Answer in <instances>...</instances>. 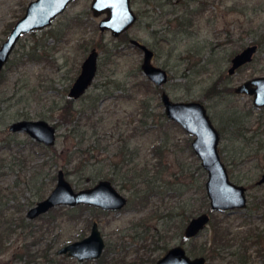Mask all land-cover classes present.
Instances as JSON below:
<instances>
[{
  "label": "rangeland",
  "instance_id": "rangeland-1",
  "mask_svg": "<svg viewBox=\"0 0 264 264\" xmlns=\"http://www.w3.org/2000/svg\"><path fill=\"white\" fill-rule=\"evenodd\" d=\"M29 1L0 0V45ZM90 3L73 0L47 27L22 34L0 73V264H112L115 259L137 264L140 257L157 259L180 243L188 221L182 222L183 207L191 212L189 219L207 211V173L192 150L193 136L159 114L164 111L160 90L149 79L150 87L135 85L147 79L140 67L142 51L100 30L104 14L94 15ZM131 5L138 17L126 31L156 50L152 61L169 71L162 89L170 98L201 101L218 128L229 112L237 111L241 119L246 113V135L257 129L264 143V108H256L251 95L222 92L264 74V0H131ZM183 14H192L193 22L178 31L176 17ZM253 43L257 50L252 60L230 75L231 58ZM92 47L99 51L96 74L86 92L72 100L76 109L89 108L91 119L60 122L56 152L25 131L8 130L21 118L56 122ZM143 98L149 108L141 121ZM91 101H97L94 108ZM72 132L80 136L79 143ZM233 136L225 128L219 146L231 179L246 186L247 203L231 212L215 211L213 221L227 225L232 249L244 256L224 252L204 264H264V183H256L264 172V144L255 150L256 137L247 145ZM122 143L128 145L126 158L119 153ZM134 166L147 167V177L154 174L157 192L145 205L137 204L135 188L126 180L127 169ZM59 168L75 190L110 179L128 202L117 210L59 205L29 218L28 209L55 186ZM145 187L144 182L137 184L140 192ZM93 220L105 243L99 257L78 260L58 252L89 234ZM157 229L162 237L153 235ZM213 234L209 222L195 243L211 251ZM184 245L188 250L189 243ZM18 256L20 261H14Z\"/></svg>",
  "mask_w": 264,
  "mask_h": 264
},
{
  "label": "water",
  "instance_id": "water-1",
  "mask_svg": "<svg viewBox=\"0 0 264 264\" xmlns=\"http://www.w3.org/2000/svg\"><path fill=\"white\" fill-rule=\"evenodd\" d=\"M73 0H30L24 13L14 22L7 37L0 45V72L24 33L47 27L52 20ZM90 8L94 15L104 14L98 22L100 30H109L117 37L128 30L137 20L131 0H91ZM133 46L142 51L140 67L145 76L155 85H163L168 80V70L154 64V51L145 42L129 38ZM257 50V44H249L231 58L227 71L229 74L249 63ZM98 66V50L92 47L83 59L80 70L69 87L68 95L74 99L83 95L91 85ZM236 93L253 96L256 107L264 105V74L248 78L234 87ZM165 115L179 123L188 134L193 136L191 147L198 156L201 166L207 173L205 181L206 195L213 211H233L245 207L247 203L246 186L233 181L224 161L221 159L218 144L220 134L212 122L208 111L199 100H173L165 90L160 92ZM10 131H25L37 142L52 145L56 138V126L43 118H21L8 125ZM264 183V172L256 181ZM89 204L102 209H119L127 203L123 195L107 178L99 179L95 184L75 190L60 168L57 172L55 186L41 200L30 207L26 213L29 218L48 211L51 207L63 204L74 206ZM210 220V213L202 211L192 216L185 224L183 235L195 237ZM104 240L96 220L92 221L89 234L81 239L71 241L60 248L59 253H66L78 260L97 258L104 248ZM203 255L191 256L185 245L177 243L170 246L162 256L147 264H204Z\"/></svg>",
  "mask_w": 264,
  "mask_h": 264
},
{
  "label": "trees",
  "instance_id": "trees-1",
  "mask_svg": "<svg viewBox=\"0 0 264 264\" xmlns=\"http://www.w3.org/2000/svg\"><path fill=\"white\" fill-rule=\"evenodd\" d=\"M176 20H177L176 21V28L178 29V31L183 30L186 27H189L191 25V23L193 22L192 14H190L188 16H185L184 14L182 16L178 15L176 17ZM129 38H130V35H129L128 31H124L118 36L117 39H118V41H121V39H124L122 41H126V40H129ZM97 47L102 48V46L99 43L97 44ZM102 50H103V48H102ZM155 53H156V50H154V54ZM135 85L140 86V87H142V86L150 87L149 80L143 79V78L140 81L136 82ZM117 87L118 86H116V88ZM222 92L224 94H231V92H232V94H233L234 93L233 86H228V87H226V89L225 88L222 89ZM107 93L108 92L104 93L103 95H105ZM103 95L97 96L96 99H98L100 96H103ZM147 100H148V98L147 99L143 98L142 101L139 102L140 111L142 113V115L140 117L141 121L146 119L144 116H145V114H148L147 110L149 108V105L147 104L148 103ZM95 102H97V101H91V104L92 105L94 104V105L90 108H94ZM89 105H90V103H89ZM60 109H61V111H59L58 119L56 122L53 123L55 126H58L60 124V122L72 124L75 122V120H77L79 122L80 119H84V120H85V118L87 120L89 118L91 119V115L88 113V110H90V109L89 108H83V107H79L76 109L73 105L72 98L69 96L67 97V100L64 101L62 106H60ZM159 114L163 115V116L165 115L163 112H160ZM247 117H248V115L246 113L244 114L243 118L241 119L238 117L237 111H234V112L232 111V113L229 112L227 114V120L224 122L225 125L223 123H221L223 131L225 128H227V131L234 134L233 138L242 139V140H244V142L247 145L249 144V141H252L253 137H256L257 141H258V144H257L258 146L256 145L254 147V149L255 150L262 149L263 148L262 144H264V143H260V137L259 136L261 135V133H260L261 131H257V129H256V130L252 131L251 136L246 135L247 131H249L248 130L249 126L245 123L247 121ZM74 125L79 126L80 124L77 123ZM77 126L76 127L73 126L72 128H70V130H72V131L76 130L78 128ZM221 126H220V128H221ZM133 130H135V129H133ZM76 135H77V137H79V140L75 141V143H79L81 141L80 136L77 133L72 132V137H75ZM127 146L128 145L126 143H122L120 145L119 153L121 154L122 158H126L127 152L129 150V149H127ZM49 147L54 152H56V149H57L56 146L51 145ZM251 148H253V147L251 146ZM222 157L223 156H221V158ZM222 159H224V158H222ZM127 171H129V173H128V177H126V180L129 181L128 186L130 188H133V189L135 188L134 189V196L137 199V204L139 203V205H145L148 202L150 196L153 195L155 192H157L156 191V184L155 183L152 184V182H151V181H153L154 174L147 177L148 176V173H147L148 168L147 167H135L134 166L133 171H131L130 167H129V170L127 169ZM127 171H125V172H127ZM136 179L137 180L140 179V180L137 181ZM140 182L146 183V187L142 192H140L137 188V184ZM134 207H136V204H134ZM207 211L212 214L209 222H210V224H212L213 232H214V234H213L214 246L211 248V251H208L206 249V247L204 246V244L202 245V244L195 243L196 238H194V237L186 238V237H184V235H182L180 238V243L184 244V243L188 242L189 247H188L187 251L193 255H196V254L204 255L205 259L208 257L212 258L213 256H216V255H218L220 253H224V252L229 253L231 255H237L238 254L237 258H241L242 256H244V252H242L240 250L238 251L236 249H232V247H231L232 243L229 242V240L232 237H229V229H228L227 225H225V223H223L222 220L213 221L215 219V213H214L215 211H213L209 205L207 207ZM181 214L183 216L182 222H185L187 219L189 220V216L191 215V212L186 213V209L183 207L181 209ZM172 225H175V227H176V224L172 223ZM181 226H182V224L181 225L179 224L177 226V228L180 230ZM166 229H169V227H166ZM4 231L9 232V229L6 228ZM153 235H157L159 237H162V234L160 233V231L158 229L155 231V233H153ZM6 237L8 238L9 235L7 234ZM1 243H2V241L0 240V244ZM214 250H215V252L211 253ZM20 257L21 256H18L16 259H14V261L19 262ZM155 260L156 259H144L143 257H140L139 263H137V264H145L148 262H153ZM97 261H99V260H97ZM88 262H90V261L88 260ZM88 262H86L85 264H88ZM27 264H29V263H27ZM112 264H134V263L132 261H126L125 259H115V261L112 262Z\"/></svg>",
  "mask_w": 264,
  "mask_h": 264
},
{
  "label": "flooded vegetation",
  "instance_id": "flooded-vegetation-1",
  "mask_svg": "<svg viewBox=\"0 0 264 264\" xmlns=\"http://www.w3.org/2000/svg\"><path fill=\"white\" fill-rule=\"evenodd\" d=\"M136 12V11H135ZM137 14V13H136ZM138 15V14H137ZM138 17V16H137ZM140 40V39H139ZM98 50V49H97ZM154 51V50H153ZM98 55H99V51H98ZM154 55V54H153ZM248 64V63H247ZM246 65V64H245ZM245 65H242V66H240V67H238L236 70H235V72L238 70V69H240V68H242L243 66H245ZM2 71V70H1ZM234 72V73H235ZM1 73V72H0ZM234 73H232V74H234ZM231 75V74H230ZM260 75H262V74H260ZM254 76H256V75H254ZM251 77H253V76H251ZM251 77H249V78H251ZM147 78V77H146ZM246 79H248V78H246ZM246 79H244V80H246ZM147 80H148V78H147ZM244 80H242V81H244ZM151 81V80H150ZM241 81V82H242ZM241 82H239V83H241ZM239 83H237V84H239ZM154 84V83H153ZM236 84V85H237ZM155 85V84H154ZM235 85V86H236ZM235 86H233V91H234V87ZM155 88L156 89H158V90H160V92L162 91V90H164V89H162V85H155ZM234 93H236L235 91H234ZM240 94H246V93H240ZM247 95H249V94H247ZM252 96V95H251ZM70 97V96H69ZM72 98V97H71ZM74 98H72V100H73ZM77 99V98H76ZM75 100V99H74ZM252 103H253V96H252ZM253 105H254V103H253ZM255 106V105H254ZM206 107V106H205ZM256 107V106H255ZM232 108H235L234 106H232ZM256 108H264V105L263 106H259V107H256ZM206 109H207V107H206ZM207 111H208V109H207ZM164 112V111H163ZM165 114V113H164ZM209 114V113H208ZM209 116H210V118H211V120H212V122L214 123V119L212 118V116L209 114ZM167 117V116H166ZM168 118V117H167ZM225 118H226V116H225ZM227 120V118L225 119V121ZM176 122V121H175ZM179 124V123H178ZM224 124V123H223ZM215 125V124H214ZM225 125V124H224ZM216 126V125H215ZM220 126H221V124H220ZM182 127V126H181ZM217 127V126H216ZM217 129H218V131H219V134H220V139H221V137L223 136V128H222V126H221V128H218L217 127ZM224 131H225V129H224ZM39 143H41V142H39ZM219 143H220V140H219ZM43 144V143H42ZM45 145V144H44ZM52 145H54V144H52ZM46 146H51V145H46ZM218 150H219V153H220V156H223L222 155V153H221V148H220V146H219V144H218ZM222 158H224V157H222ZM221 158V159H222ZM223 161H224V163H225V160L224 159H222ZM225 165H226V163H225ZM226 167H227V165H226ZM60 169V168H59ZM58 169V170H59ZM63 170V169H62ZM227 170H228V167H227ZM58 172V171H57ZM64 172V171H63ZM228 172H229V170H228ZM65 175V174H64ZM229 176H230V173H229ZM231 178V177H230ZM110 180V179H109ZM112 182V181H111ZM257 183V182H256ZM47 196V195H46ZM45 196V197H46ZM127 197V196H126ZM41 200V199H40ZM127 202H128V198H127ZM59 205H63V204H59ZM59 205H56V206H59ZM77 205H79V204H77ZM126 205V204H125ZM124 205V206H125ZM56 206H53V207H51L50 209H52V208H54V207H56ZM74 206H76V205H74ZM123 206V207H124ZM97 207V206H96ZM123 207H121V208H123ZM98 208H100V207H98ZM121 208H119V209H121ZM100 209H102V208H100ZM103 210H117V209H103ZM43 214V213H42ZM40 215V214H39ZM188 222V221H187ZM62 254H66V253H62ZM162 256V255H161ZM148 263H151V262H148ZM145 264H147V263H145Z\"/></svg>",
  "mask_w": 264,
  "mask_h": 264
}]
</instances>
